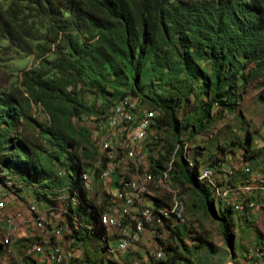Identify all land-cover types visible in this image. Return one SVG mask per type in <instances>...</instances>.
I'll return each instance as SVG.
<instances>
[{
  "label": "trees",
  "instance_id": "1",
  "mask_svg": "<svg viewBox=\"0 0 264 264\" xmlns=\"http://www.w3.org/2000/svg\"><path fill=\"white\" fill-rule=\"evenodd\" d=\"M10 47L40 62L22 72L18 85L0 80V172L46 190L67 178L82 203L93 204L82 175L98 155L82 125L93 115L106 118L115 100L131 94L156 111L153 128L172 131L182 144L172 182L207 209L213 194L184 158L181 133L190 127L198 133L235 111L250 85L260 86L264 100V0H9L0 7V53ZM196 87L205 100L195 117L180 118ZM90 94L109 108L95 110ZM33 105L43 108L48 123L33 117ZM248 140L243 159L255 161L264 146L253 148ZM176 142H167L158 159L149 156L153 173L168 168ZM220 162L227 160L209 166Z\"/></svg>",
  "mask_w": 264,
  "mask_h": 264
},
{
  "label": "rangeland",
  "instance_id": "2",
  "mask_svg": "<svg viewBox=\"0 0 264 264\" xmlns=\"http://www.w3.org/2000/svg\"><path fill=\"white\" fill-rule=\"evenodd\" d=\"M8 4L9 0H0V7ZM39 62L34 55L25 54L11 47L4 49L0 53V80L18 85L22 72L38 66ZM260 93L261 88L258 84L250 85L235 111H226L218 116L211 125L204 127L198 133L193 134L191 127L181 133L180 141L188 144V149L194 156L195 151L198 152L199 166L205 167L219 157L226 158L229 164L238 161L237 166H241L240 160L242 161L245 154L247 135L251 137V140L248 141L253 148L258 149L264 146V100ZM138 99L146 108L147 102L140 97ZM201 100H205V96L200 94L196 87V92L190 95L189 104L183 106V109L181 108L180 118L195 117V108ZM105 101L103 97L90 94L89 102L95 110L100 108L99 111H101L104 107L106 109L108 105L110 106V103ZM31 113L40 122H49V117L41 106L33 105ZM102 117L93 115L86 118L82 125L91 131L92 140L98 150L97 158L92 163L93 166L100 153V147L95 141V130L96 126L105 119ZM29 128L39 140H43L42 137H39L38 129L33 126ZM150 133V141L139 147V156L142 160V170L139 176H143L147 171H152L149 156L158 159L160 151H163V146L167 142H176L172 131L157 132L152 128ZM181 146L182 144L177 141L172 156L173 162L178 159ZM184 150H182L183 155ZM256 158L258 161H253L255 162L252 163L253 166H256V161L257 163L264 161V154L257 155ZM54 170L60 176L66 174L64 167L55 166ZM1 173L6 174L4 178L7 181L16 184V189L9 188L8 190L24 198H18L21 202L17 200L18 202L10 203L5 214L9 216L11 210L19 207L28 216L27 209L35 207L41 213L34 211L36 217L41 215L47 217L44 220L47 229L51 225H55V231L47 233V230L41 231L29 227V225L25 227L20 223H18L19 233L17 235L10 236L7 231H0V264H31L33 260L40 264H48L49 259L43 255L50 257V247H52V252L57 249L60 253L64 252L67 255L75 253L69 258L66 257L59 264H225L232 259L235 252H241L247 245L252 246L258 242L259 236L263 235L260 232L264 231V217H256V222L253 218L250 222H244L243 215L227 208L223 201L217 200L213 195L212 208L207 209L200 197L191 191L183 193L179 186L177 189L181 197V214L186 218L188 226H177L174 229L167 226L163 229L158 228L157 225H151L139 243L132 246L126 254L116 257L117 253L113 255L107 251L104 240H110V248L115 250L117 242L114 238L121 229L107 228L100 223V216L107 213L110 199L115 191L107 190L109 185L96 181L95 189L88 193L93 203L90 204L82 203L79 192L73 191L78 189L72 186L67 178L60 180L61 184L46 190L41 186L22 182L17 175L6 170ZM2 185L3 182L0 181V186ZM150 193L147 204H171L170 191L165 186L159 183L152 184ZM38 194H47L48 200L45 199V196ZM63 194H67L68 197ZM45 201L49 203V209H46ZM261 202L264 203V199H261ZM94 206L100 213L99 217L93 214ZM262 215L264 216V211ZM1 219L2 215L0 214V229L3 228ZM33 221L35 219H32L31 223ZM58 231L60 234L57 233ZM225 235L229 236L228 239ZM255 237L256 239H253ZM6 238H8V242H6ZM52 242L53 246H51ZM162 249L163 256L157 258V254ZM52 263L57 264L53 261Z\"/></svg>",
  "mask_w": 264,
  "mask_h": 264
},
{
  "label": "built area",
  "instance_id": "3",
  "mask_svg": "<svg viewBox=\"0 0 264 264\" xmlns=\"http://www.w3.org/2000/svg\"><path fill=\"white\" fill-rule=\"evenodd\" d=\"M144 106L138 97L131 94L114 101L107 117L96 126L95 139L100 147L99 157L95 165L82 175L83 186L88 193L95 189L96 181L109 185L107 190H115L111 193L107 213L100 216V223L107 228L121 229L114 238L117 242L115 250L110 248V240H104L107 251L113 255L117 253L116 257L126 254L132 246L139 243L151 225L163 229L167 226L173 229L177 226H188L186 218L181 214L180 193L170 178L173 161L160 174L147 171L143 176H139L142 170L139 147L150 141V131L156 118V111ZM184 143L186 142H183V145ZM184 149L185 159L191 168L196 169L197 178L206 184L213 196L223 201L227 208L243 216H251L258 210L264 211V203L260 200L261 194H264V162L253 166L252 160L242 158L241 166L236 163L229 164L227 161L216 166H200L197 169L194 155L189 151L187 143ZM240 172L243 175L241 182L235 180ZM0 175L5 177L6 174ZM156 183L170 191L171 204H147L148 195L151 194L150 186ZM1 187L0 197L3 202L0 207H3L11 192L8 189L17 187L6 179ZM63 195L68 197L67 194ZM46 218L42 215L34 216L33 222L37 229L47 230L44 222ZM8 224H11V220H8ZM54 228L55 225H51L49 230L53 233ZM57 233L60 234L59 231ZM7 234L12 236L11 231ZM163 254L162 249L156 257L161 258ZM49 255L51 262L59 264L75 253L67 255L56 249ZM225 264H264V235L255 245L235 252L232 259Z\"/></svg>",
  "mask_w": 264,
  "mask_h": 264
},
{
  "label": "crops",
  "instance_id": "4",
  "mask_svg": "<svg viewBox=\"0 0 264 264\" xmlns=\"http://www.w3.org/2000/svg\"><path fill=\"white\" fill-rule=\"evenodd\" d=\"M236 163H238V161L236 162ZM242 174H241V172H240V174L235 178V180H237V181H243V176H241ZM3 186V185H2ZM1 187V186H0ZM2 188V187H1ZM115 192V191H114ZM22 198V199H24L22 196H18V195H16L15 193H13V192H10L9 193V197L7 198V200L5 201V203H4V206L3 207H0V214L2 215V219H1V222L3 223L2 225H3V228L2 229H0V231H2V230H4V231H7V232H9V231H11L12 232V235H17V233H19L18 232V223H20V224H24V226L26 227L27 225H29V227H33V228H35V229H37V227H36V225H35V223L34 222H32L31 223V220L34 218V216H35V213H34V211L36 212L37 211V213H39V209L38 210H36V209H32V207L29 209H27V212H28V216H27V214L25 213V212H23V211H21L20 209H19V207H17V209L15 208V209H13V210H11V214L8 216V214H5V212L7 211V207H8V205L10 204V203H12V202H16L17 200H19L18 198ZM261 199H264V194H261V196H260V200ZM20 202H21V200H19ZM1 202H3L2 201V198L0 197V204H1ZM18 202V201H17ZM43 203V202H42ZM45 203H47L46 201H45ZM49 203H47V205H46V209H49L48 207H49V205H48ZM35 208V207H34ZM9 210V211H10ZM262 210H258L257 212H255V213H253L251 216H249V215H247V216H244V222H246V221H249L250 222V220H251V218H253V219H255V222H256V217H259V218H263L264 216L262 215ZM39 214H41V213H39ZM256 214V215H255ZM258 214V215H257ZM10 216H12L11 218H8V217H10ZM8 220H11V224H8ZM26 224V225H25ZM20 231V230H19ZM42 231V230H41ZM50 230L49 229H47V233L49 232ZM261 231V230H260ZM25 233V232H24ZM261 234H263L264 235V231H261L260 232ZM263 235H261V236H259V238H258V242L261 240V237L263 236ZM253 239H256V237L255 238H253ZM256 241V240H255ZM255 241H254V243H255ZM258 242H256V243H258ZM255 243V244H256ZM255 244H253V245H255ZM252 245V246H253ZM51 246H53V242H52V244H51ZM247 247H250L249 245H247L244 249H246ZM50 249H51V251L49 252L50 254L52 253V247H50ZM43 257H45V258H47V259H49V257H47L46 255H43ZM49 261H50V259H49ZM48 264H53L51 261L50 262H48Z\"/></svg>",
  "mask_w": 264,
  "mask_h": 264
}]
</instances>
